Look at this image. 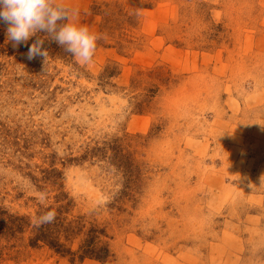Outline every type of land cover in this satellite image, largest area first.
I'll use <instances>...</instances> for the list:
<instances>
[{
  "label": "rangeland",
  "instance_id": "rangeland-1",
  "mask_svg": "<svg viewBox=\"0 0 264 264\" xmlns=\"http://www.w3.org/2000/svg\"><path fill=\"white\" fill-rule=\"evenodd\" d=\"M56 2L100 39L28 59L0 25V206L34 219L54 167L108 264H264V0ZM27 237L0 264H72Z\"/></svg>",
  "mask_w": 264,
  "mask_h": 264
},
{
  "label": "trees",
  "instance_id": "trees-1",
  "mask_svg": "<svg viewBox=\"0 0 264 264\" xmlns=\"http://www.w3.org/2000/svg\"><path fill=\"white\" fill-rule=\"evenodd\" d=\"M97 8L92 7V9H96V13L101 14ZM130 22H132L131 19ZM0 25L7 26L2 21H0ZM37 35L44 39L42 47L47 49L48 55L51 57L66 61L73 58L71 53L66 52L63 46L47 37L44 32ZM36 38V36L30 37V44ZM41 173L40 178L30 175L34 181L40 180L43 183L42 185H36V188L43 193H49L53 190H56V192L53 194L51 201L37 203L35 217L49 209H54L56 212L55 219L50 223L35 226L34 219L31 216L10 213L0 206V239H22L24 234L27 233L26 245L31 248L46 246L53 253L67 257L72 264H80L87 258L108 264L112 252L109 241L105 239L106 237L109 238L106 227L99 225L94 219H87L84 215L71 213L72 198L69 197L67 191L62 190V184H58V179L61 177L60 171L52 167L41 170ZM48 183L51 184V189H48Z\"/></svg>",
  "mask_w": 264,
  "mask_h": 264
},
{
  "label": "clouds",
  "instance_id": "clouds-1",
  "mask_svg": "<svg viewBox=\"0 0 264 264\" xmlns=\"http://www.w3.org/2000/svg\"><path fill=\"white\" fill-rule=\"evenodd\" d=\"M0 21L7 24L6 42L11 41L13 47L26 43L32 36L37 37L28 45V59L48 54L42 47L44 39L37 35L40 32L63 46L79 64L92 60L100 39L88 26L71 20L68 10L56 0H0ZM55 216V210L49 209L35 217L33 223L35 226L50 223Z\"/></svg>",
  "mask_w": 264,
  "mask_h": 264
},
{
  "label": "bare ground",
  "instance_id": "bare-ground-1",
  "mask_svg": "<svg viewBox=\"0 0 264 264\" xmlns=\"http://www.w3.org/2000/svg\"><path fill=\"white\" fill-rule=\"evenodd\" d=\"M58 1H61L62 3H64V5H69V6H72V5H74V3L75 4H77L78 2H77V0H58ZM153 14V12H148L147 13V16H150V15H152ZM173 47V46H172ZM172 47H168L167 48V51L170 53V54H173V55H175V56H180V51H178V50H176V49H174V48H172ZM150 248H154V247H152V246H148L147 247V249H150ZM158 251V250H156L155 248L154 249H152L151 250V254H153V252L154 251ZM149 251V250H148ZM160 255V256H159ZM159 257H161V259H162V261L163 262H168V261H170V258L168 257V255L166 254V253H163L162 251H160V253L158 254V256L156 257V258H159Z\"/></svg>",
  "mask_w": 264,
  "mask_h": 264
}]
</instances>
